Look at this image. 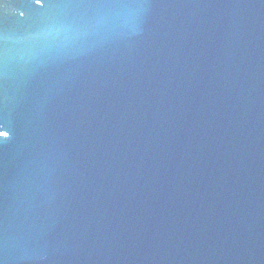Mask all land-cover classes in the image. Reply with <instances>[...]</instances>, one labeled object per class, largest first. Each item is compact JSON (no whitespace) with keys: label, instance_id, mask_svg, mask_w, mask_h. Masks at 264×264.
<instances>
[{"label":"water","instance_id":"1","mask_svg":"<svg viewBox=\"0 0 264 264\" xmlns=\"http://www.w3.org/2000/svg\"><path fill=\"white\" fill-rule=\"evenodd\" d=\"M0 0V264H264V0Z\"/></svg>","mask_w":264,"mask_h":264},{"label":"snow or ice","instance_id":"2","mask_svg":"<svg viewBox=\"0 0 264 264\" xmlns=\"http://www.w3.org/2000/svg\"><path fill=\"white\" fill-rule=\"evenodd\" d=\"M36 4L41 5V8L51 7L50 0H35ZM10 136V132L5 130L3 125H0V137L7 138Z\"/></svg>","mask_w":264,"mask_h":264}]
</instances>
